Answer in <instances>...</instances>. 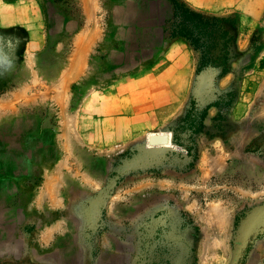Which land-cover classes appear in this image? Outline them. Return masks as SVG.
Here are the masks:
<instances>
[{
	"label": "rangeland",
	"instance_id": "374dc122",
	"mask_svg": "<svg viewBox=\"0 0 264 264\" xmlns=\"http://www.w3.org/2000/svg\"><path fill=\"white\" fill-rule=\"evenodd\" d=\"M95 2L89 13L90 30L95 31L91 30L90 34L91 72L74 84L70 95L72 109H79L90 94L113 78L105 75L113 59H120L123 68L129 69L136 63L139 67L146 57H155L172 41L165 29L173 23L171 3L174 0ZM68 5L76 26L82 22L81 14L75 1H68ZM261 39L264 40V29L254 43L258 55L264 53ZM5 42L6 56L17 57L22 48L21 35L14 33L6 37ZM15 71H19V65L18 70H8V74ZM216 75V70L209 73L208 84ZM200 77L197 75L196 81ZM9 84L0 77V98L7 95ZM205 86L203 84L193 94L198 109L190 120L196 121V126L191 128L186 124L178 132L185 145L191 144L198 129L201 110L219 102L225 108L224 114L230 100L203 92ZM89 101L93 106L86 111L92 116L97 102ZM62 128L55 109L36 107L4 110V113L0 110V264H89L87 260L92 254L115 253L111 237L101 236L105 220L118 223L114 233L125 250H131L133 242L129 238L134 239L136 234H141L142 238L159 236L171 224L173 232L178 216L175 206L181 207L200 229L196 264H264V161L261 159L264 136L251 147L250 163L235 165L231 175L207 181H199L194 171L181 174L179 170L185 167V162L177 155L148 152L159 149L184 152L174 141V146L165 149V146L151 145L150 137L144 136L143 140L127 142L120 155L101 159L95 156L100 151L88 147L87 138L81 136L80 141H76L79 144L74 163L80 167L81 160V165L83 162L105 188V193L120 199L115 207L117 217L112 220L104 217V207L112 199L98 194L86 195L75 187L69 198L72 204L69 203V226L66 225L65 234L41 245V228L54 221L59 213L35 214L30 202L41 183L42 169L48 163L46 155L54 158L60 151ZM129 151L136 152L121 156ZM154 167L161 172L159 175L153 173ZM131 189V195L125 192ZM182 236L176 233L170 239L182 244ZM220 236L224 237V248L214 249L211 243ZM170 254L166 252L163 256L172 259ZM140 260L143 264L144 257Z\"/></svg>",
	"mask_w": 264,
	"mask_h": 264
},
{
	"label": "crops",
	"instance_id": "0c3cea01",
	"mask_svg": "<svg viewBox=\"0 0 264 264\" xmlns=\"http://www.w3.org/2000/svg\"><path fill=\"white\" fill-rule=\"evenodd\" d=\"M68 1L76 2L82 17L76 26ZM180 1L205 17L236 21V57L230 71L215 84L218 93L233 91L235 98L223 114L225 120H219V107L210 106L203 129L194 136L198 150L194 172L199 181H207L231 175L235 165L250 163L251 147L264 136V53L260 56L254 49L256 37L264 29V0ZM95 5V0H0V77L10 83L7 95L0 98L1 113L45 107L55 109L63 125L60 151L54 158L46 155L48 163L30 202L35 214L59 213L41 228V245L65 234L72 189L105 195V188L85 164L81 160L80 167L74 163L76 141L81 136L87 138L88 147L100 151L97 158L120 155L129 141L170 131L185 117L195 93L199 55L188 41L176 38L155 57H146L139 67L136 63L123 68L120 59H113L105 73L113 78L90 94L79 109H72L74 84L91 72L90 34L95 31L90 30L89 13ZM14 33L21 35L22 48L17 57L6 56V37ZM18 65L17 73L8 74V70H18ZM90 99L97 102L92 116L86 111L93 106ZM261 159L264 161V153ZM125 192L130 194L132 189ZM116 197H109L105 218L117 217L115 207L120 199ZM102 235L109 238L105 231Z\"/></svg>",
	"mask_w": 264,
	"mask_h": 264
},
{
	"label": "trees",
	"instance_id": "16d2710c",
	"mask_svg": "<svg viewBox=\"0 0 264 264\" xmlns=\"http://www.w3.org/2000/svg\"><path fill=\"white\" fill-rule=\"evenodd\" d=\"M171 4L173 23L169 29H165V32H168L170 35L169 40L183 38L190 43L198 53L200 60L198 75L201 77L197 81V89L203 84H206L203 92H209L218 98L229 97L230 100L226 105L225 110V112H227L235 98V94L233 91L218 93L215 90V84L218 79L230 71V63L236 57V21L234 19L205 17L202 14L196 13L187 8L180 0H174ZM213 70L217 71V75L213 81L208 84L209 82L206 78ZM197 105V101L193 98L185 117L179 121L175 127L171 128L174 143L181 146L184 152L167 150L160 153L164 155H177L183 162H185V167L182 170H179L181 174L193 172L195 169L198 150L194 136L203 129V121L207 116L208 108L210 106L219 107L221 110L219 120H225L222 113L225 108L222 107L221 103L213 102L207 105L201 110L198 129L195 131L192 141H190L191 144H183L178 132L184 129L183 126L186 124H189L191 128L196 126V121L190 119L194 117V114L198 109ZM135 152L136 151H129L121 156L134 154ZM142 152H147V150H142ZM148 152L160 155L154 151ZM157 169V167H154L152 171L153 173H156V175H159L161 172ZM176 208L178 214L176 219L177 225H173V232L171 231L173 230L171 224V227L167 226L164 230V234L161 233L159 236L154 235V237L142 238L141 234H136L134 239L129 238L130 241L133 242V249L131 250H125V246L120 243L121 239H119L116 236V233H114L115 229L119 226L118 223L105 220L106 225L101 232L105 231L111 237L114 243L115 253L92 254L87 261L90 262L89 264H140V259L144 257L143 264H196L195 251L196 244L200 237V229L181 207L175 206V209ZM136 224L138 226L139 222L137 221ZM169 231H171V234ZM176 233L177 235H183L184 242H182V244L170 239V237L176 235ZM166 252L169 254L172 252L170 255H173V258H164L163 255Z\"/></svg>",
	"mask_w": 264,
	"mask_h": 264
},
{
	"label": "water",
	"instance_id": "95a60500",
	"mask_svg": "<svg viewBox=\"0 0 264 264\" xmlns=\"http://www.w3.org/2000/svg\"><path fill=\"white\" fill-rule=\"evenodd\" d=\"M200 79V78H199ZM198 79V80H199ZM197 80V81H198ZM197 81H196V85H197ZM195 85V90L197 89ZM169 135L171 136V138L169 139ZM173 134L172 132L170 133H165V134H158V135H154L152 137H150V143L153 146L159 145V146H165V149H169L171 146H173ZM169 140H170V146H169ZM155 153H163L165 150H153ZM104 197H110L109 194L105 193V195H103Z\"/></svg>",
	"mask_w": 264,
	"mask_h": 264
},
{
	"label": "bare ground",
	"instance_id": "6f19581e",
	"mask_svg": "<svg viewBox=\"0 0 264 264\" xmlns=\"http://www.w3.org/2000/svg\"><path fill=\"white\" fill-rule=\"evenodd\" d=\"M171 138V136L169 135V139ZM169 146H170V140H169ZM174 146V145H173ZM163 147V146H162ZM161 147V148H162ZM205 234V232H204ZM209 237V236H208ZM205 242V241H203ZM207 242V241H206ZM206 244V243H205ZM224 244H225V241H224V237L223 236H220L218 237L217 240H214L212 241L211 243V246L214 248V249H223L224 248ZM203 245V244H202ZM225 251V250H224ZM223 252V251H222Z\"/></svg>",
	"mask_w": 264,
	"mask_h": 264
}]
</instances>
